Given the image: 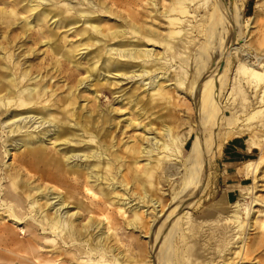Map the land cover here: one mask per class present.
Here are the masks:
<instances>
[{
  "label": "bare ground",
  "instance_id": "bare-ground-1",
  "mask_svg": "<svg viewBox=\"0 0 264 264\" xmlns=\"http://www.w3.org/2000/svg\"><path fill=\"white\" fill-rule=\"evenodd\" d=\"M49 1L51 0H44L45 4ZM122 1L111 0L113 4H121ZM124 1L132 6L141 5V10L154 8L150 9V15L146 12L143 14L146 19L150 18V23L144 19L140 20L143 15L139 16L137 10L126 9L123 19L126 24L120 27L114 22L108 28V35L104 34V48L107 49L104 77L99 79L90 66L91 63L86 65L85 77H81L76 83V80L74 81L75 84L69 87L66 98L60 101L58 108L53 102L54 91L50 85L44 84L49 74L40 70V63L34 64L32 61L41 55L51 54L59 60L64 59L62 62L67 60L79 69L82 63L73 59L75 53L64 50L63 46H59L58 42L42 29L38 28L36 38H31L29 30L34 31L38 24L36 22L32 26L31 22L25 21L26 26L21 34L17 32L18 34L8 42L11 46L5 48L8 55L0 57L8 59L14 68L16 66L11 76L9 70H0V118L9 113L6 119L0 120L1 133L5 135L0 141V147L4 148L3 153L8 157L4 168H0V209L7 212L5 216L8 218L0 222V231L14 230L13 223H27V220L31 219L33 223H27V231L36 233L37 230H42L44 234H52L70 249L71 256L69 254L70 257H67L68 253L65 252L60 264L175 263L173 236L181 222L177 214L184 205L189 207L193 203V200L186 202L185 198L191 194V190L196 189L194 192L197 193V198L194 203L199 201L202 187L206 183L207 169L219 158L222 147L228 140L236 136H247L248 148L256 147V128L248 127L239 114L230 112L229 116H226L219 104V99L227 87V73L233 59L231 46H234L232 49L237 56L240 77L242 75L248 83L262 92L260 102L261 99L264 100V49L255 48L251 39L245 40L248 34L245 36L241 29L243 20L241 9L237 6L238 0ZM210 1L212 4L206 19L203 16L196 19L200 15L197 8L203 9V5ZM28 3L22 5L26 12L32 11L35 6L34 0ZM103 3L102 5L106 2ZM4 8L2 10L7 16L18 15V11L9 9L7 12ZM107 10L114 12L111 8ZM79 12L80 18L84 17L83 22L89 25V28L95 31L99 29L86 17L91 12ZM193 19L196 23L190 25ZM5 20L11 21L8 17ZM194 33L203 35V40L199 41L200 48L198 47L196 52L192 51L195 53H192L190 60V66L193 63L195 70V76H192L187 60L182 63L180 61L178 70L172 68L177 51L174 54L169 51L178 37L191 45L190 43L195 41ZM39 35L41 37H38ZM210 42L213 45L207 46ZM18 44L20 45L17 47ZM155 45L161 47L158 46L159 49L156 50ZM19 49L17 59H23L15 61L14 52ZM186 52L184 50L182 54ZM119 59L124 60L122 63L125 66H118ZM59 60L56 61L55 71L57 65H60ZM73 70L76 71L74 68ZM34 71L36 74L33 76ZM117 77H122L123 80L137 77L136 82L140 81V84L129 93L124 90L115 91L118 85ZM72 78L73 76L70 80ZM189 79H192L190 83ZM108 81L110 85L106 88L115 101L111 103V107L104 110L99 103V96ZM181 86L187 90L189 97L192 96L195 111L200 118L197 117L199 120L191 131L179 136L176 131L179 127L174 124L178 120L175 121L178 107L175 93ZM81 91L84 92L82 95L87 94L91 98L84 97L81 100ZM86 100V104H81ZM90 102L92 103L88 106ZM156 107L159 109L155 110ZM19 108L21 110L16 111ZM22 109H25V112ZM254 114H264V110H257ZM28 123L31 125L27 127ZM32 125L34 126L31 127ZM68 125L76 129V132H82L81 139L73 136L69 138L68 130L64 127ZM122 125L125 127V135L129 129L135 133L131 134V137L125 136L126 139L120 145L122 140L118 141L117 133ZM190 138L191 143L184 153ZM47 145H51L55 149L54 152ZM58 145L66 147L59 148ZM21 151L32 160L33 167L29 171H20V168L25 166H14L15 162L12 163ZM11 159L12 162H9ZM141 163L142 167L139 166ZM257 163L249 161L246 171L253 175ZM140 169L145 176L143 182L136 173ZM160 173H163L162 177L173 188L171 207L170 204L166 207L164 197L154 184V179L159 177ZM24 174L32 176L28 179H33V187H29L30 182L24 180ZM130 184L133 185L131 193ZM120 187H123L121 191ZM252 192L253 189L248 187V193ZM42 199L45 200L44 204ZM113 206L118 210L115 211ZM144 207L152 208L150 219L144 217L148 209ZM240 207L239 201L231 203L227 220L231 221L232 227H235L238 233L243 234L247 222H242L244 213L240 211ZM246 207L248 209V206ZM126 212L131 215L127 226L136 231H143V235L137 236L120 230V218ZM26 213L28 215L24 216ZM183 216L185 215H182V220ZM4 218L1 217L0 220ZM173 218V222H170ZM8 221L12 223H5ZM181 232L176 233L180 242L186 238L183 237L184 232ZM243 239L241 238L240 242H243ZM0 253L2 261H5L8 251L1 243ZM31 263L55 264V261L36 255Z\"/></svg>",
  "mask_w": 264,
  "mask_h": 264
},
{
  "label": "rangeland",
  "instance_id": "rangeland-1",
  "mask_svg": "<svg viewBox=\"0 0 264 264\" xmlns=\"http://www.w3.org/2000/svg\"><path fill=\"white\" fill-rule=\"evenodd\" d=\"M12 1H14V2H12ZM24 1H26V2H24ZM28 1H30V0H19V1L18 0L17 1L16 0H0V10H1V13H0V33L3 32L2 34H0V57H2V55H5V56L8 55V53H6V51H5L6 50L5 48H9L11 46L8 42H10V40L13 36H16L18 33L21 34L22 30L26 26L25 21L31 22L32 26L36 22L38 24L37 25L38 27L35 28L36 30L35 29H34V31H31L33 29L29 30V34L32 35L31 38H33V37L36 38V36H37L36 33H39L38 30L42 29L45 31V33H48L56 42H58L59 46H63L64 50H66V51L71 50L73 53H75L76 56L73 59L80 62V64L82 63L81 64L82 66L79 69L73 67V65L70 62H68L67 60H65L67 63L65 61H63L65 63L62 64L63 63L62 60H64V59L60 58V60H59L55 56L48 54L49 52L47 53L48 55H46V54L41 55L40 54L41 56L35 58L32 61L34 64L40 63V68H41L40 70L45 71V73L49 74V77H47L44 80L46 82V83L44 82V84L50 85L52 90L54 91L55 94H54L53 102H54L56 108H58L61 105L60 101L64 98H66V96L69 92V87H73V85L79 79H81V77H83V78L85 77V75H86L85 66L86 65L91 63L90 66L93 67L95 75L99 79H102L104 77L103 72L106 70V64H107V55H106L107 49L104 48V42H106V36L109 33L108 28L114 22H117L118 26H120V27H121V25L124 26L126 24V21H123V19L126 16L125 10L126 9L137 10L139 13V16L145 14V12L147 14H149L151 12V10H154V8H150L151 9L150 10L148 7H147L148 9H146V10H141L142 6L140 5V2H139L140 6H132L129 3H125L124 0L122 1L121 4L120 3L113 4L111 2V0H103V1L102 0H78V1L77 0H51L47 4H45L46 2H44V0H34V4H35L34 9L32 11L29 10L28 12H26V9H22V7H23L22 5L27 4ZM38 1H40L41 3ZM81 2H83L85 5L82 4ZM103 2L107 5H105ZM102 3L107 7L105 8V6L102 5ZM211 4H212V2L210 1L209 3L203 5V9H202V7L197 8L198 14H200V15H198L196 19H198L201 16H203L204 19H206V15H207V12L209 11V7ZM206 5L208 7H206ZM4 6L6 8H4ZM237 6H239V8L241 9V12H242V20L243 21L241 23V29H242L243 33L245 34V36L248 34V36L245 38V40L251 39L253 41L252 44L254 43L253 45L256 46L255 48L264 49V26H262V25H264V0H238ZM98 7L102 12L100 10H98ZM3 8L6 9L5 11H7V12L9 11V9L16 10V11H18V15L16 17H14V15L7 16L2 10ZM107 8H111V10L112 11L114 10L115 13L114 12L110 13L107 10ZM105 10L107 13L105 12ZM79 11L91 12L86 17H88L90 20H92L99 27V29L97 31H95L91 27L89 28V25H87L83 22L84 17L80 18V16H79L80 12ZM22 12H23V14H22ZM100 12L102 14H100ZM42 14L44 16H42ZM152 14H151V16H152ZM112 15H113V17H112ZM122 15H123V17H122ZM7 17L10 18L11 21L8 22L7 20H5ZM26 17H28V18H26ZM139 19L140 20L144 19V21H146L147 23L148 22L150 23V18L146 19L144 17V15H143V18H139ZM162 20H165V19H162ZM5 21H7V22L5 23ZM199 22L202 23V21H199ZM195 23L196 22L194 20L193 22L190 23V25H193ZM160 24H162V23H160ZM194 34H192V35L194 36ZM200 35L201 34L196 35V37H193V40H195L197 42H199V41L202 42L203 35H201V36ZM28 37L30 38L29 35H28ZM38 37H41V35H39ZM3 39H5V40H3ZM200 39H202V40H200ZM195 41H193L192 43H190L191 45H189V44H186L183 41V39L180 37H178L174 40V47L171 49V51H169V53L171 52V54H174L177 51L176 52L177 58L173 59L174 61H173L172 68H175L176 70H178L181 63L183 61L187 60V62H189L188 67H189V69L192 70L191 74H192V76H195L194 64L192 63L190 66V60L192 58L191 57L192 53H193V55H195L194 52H196L200 48L199 45L201 44V42L196 43ZM176 42H179V43H176ZM181 42H182V44H181ZM6 43H7V45H6ZM97 43H98V45H97ZM80 44H83V45H80ZM177 44L180 45L181 47L178 46ZM19 45L20 44H18L17 47ZM192 45L194 46V48L196 50L193 48ZM208 45L212 46L213 43L210 42L209 44H207V46ZM259 45H260V47H259ZM158 46L161 47V45H155L156 50L159 49ZM183 46H185L186 48H183ZM233 47L234 46L230 47V53H231V56L233 57V59L231 62L229 73H227V87L225 88V92H223L221 99H219V104L221 106V110L224 111V114L226 116H229L230 112L231 113L234 112V114L235 113L239 114L241 116V119H244L243 122H247L246 124L248 127L256 128V130L258 132V137H257V139L254 140L255 141L254 143H256L255 144L256 147L253 148V149H255L256 154L253 156L254 159L251 160V161L258 162L257 166H256V170H255V173H253V175L249 174L247 171V173L249 175H251V179L248 181V185L243 188V192L241 193L239 199L236 200V201L240 202V206H241L240 211L242 213H244L242 216L243 217L242 222H243V224L246 222L247 223H246V226H244L245 227L244 233L240 234L235 230L236 229L235 227H232L233 224L230 223L231 221L229 222L227 220L229 218L228 213L231 209L230 204L235 202V201L227 202L225 199V190H224V187L222 185V176H221V170H220L219 158H218L207 169L208 170L207 171V177L208 176L209 177L205 178L206 183L202 187V189H203L201 191L202 195L199 193L200 194L199 195V197H200L199 201L194 203L196 198H197L196 197L197 193L194 192L196 189L191 190L190 191L191 194L188 197H186L187 199L185 198V200H187L186 202L193 200V203L190 204L189 207H186V205H184L180 209V211L178 213L179 215L177 214V216L180 218V221L182 223L180 222L177 225L176 231L178 230V232L175 231V234L173 236L174 239L172 238L174 240L173 252H175V253L172 252L174 254V255L173 254L172 255L175 256L174 257L175 263H173V264H264V130H262V129H264V126H262V125H264V114H258V115L254 114V112L257 110H264V106H262V105H264V100L261 99V102H260L262 92H259V90L254 88L252 84L248 83L246 81V79L243 78L242 75H241L242 78L240 77L241 73H239V71H238L239 65L237 64L238 63L237 56L235 54V51L232 49ZM1 49H2V51H1ZM88 49H90V50H88ZM183 49L185 50V52L187 50V52L184 53L186 55L182 54V52L184 51ZM3 50H4V52H3ZM192 51H194V52H192ZM19 52H20V49L16 50L14 52V54L16 55L15 61L16 60L21 61L23 59V57H19V59H17L18 58L17 56H19L17 53H19ZM180 54H181V56H180ZM94 58L96 59V61ZM57 59L60 62V65H57V71L59 70V72L55 71V68H54L56 65V61H58ZM0 60H1L0 70H2V71H6V69H7V71L9 70L8 73L11 76L12 72L15 71L16 66L14 68V66H12V63H10L8 61V59H4V58L1 59L0 58ZM123 61H122V59L121 60L119 59L117 61L119 67L125 66L122 63ZM180 61H181V63H180ZM52 63L54 64V66ZM184 64H186V63H184ZM68 65H69V67H68ZM111 66H114V65H111ZM73 68L76 71H74ZM52 69L54 70V73H53ZM64 72H66V73L64 74ZM59 73H60V75H59ZM35 74H36V71L33 72V76ZM177 74H178V72H177ZM55 76L57 78H55ZM71 76H73V78L70 80ZM51 77H52V79H50ZM67 77H68V79H67ZM134 79H131V80L136 82L137 77H135ZM52 80H54V81H52ZM131 80H123L122 77H117L116 82H118L117 83L118 85H117V89L115 91L124 90V91H127L129 93L132 90V88H134V87L138 86V84H140L139 83L140 81L134 83ZM191 80L192 79H189L188 82ZM70 81H72V83H69ZM74 81H75V83H74ZM29 83L33 84L34 82H29ZM70 84H72V85H70ZM109 85H110V81H108L105 84V87L101 90L102 92L100 93V96H99V103L101 105V108L104 110L108 107H111V103L113 101H115L112 98V94L110 93V91L107 90ZM63 86H65V87H63ZM128 87H129V89H128ZM61 88H63V89H61ZM179 89L180 90L175 93V96L177 97L176 101L178 102V107H176V109H177L175 112L176 118L175 117L174 118H175V121L177 119L178 120L174 124H175V126L179 127L176 131H177L178 135L180 136V135L186 134L189 131H191L193 125L196 124V122L199 120L200 117L198 116V114L195 111L194 103L192 102L193 101L192 96L189 97L190 95L188 94L187 90L185 91L184 86L183 87L181 86ZM190 92L192 93V90H190ZM82 93H84V92L81 91V93L79 94L80 97H81ZM89 96L90 95H87V94L84 96V94H83L81 97V100L84 97H87L88 99H90L91 96L90 97ZM200 98H202V96ZM191 102L193 103L192 106H191V104H192ZM86 103H87V100L82 102L81 104H86ZM91 103L92 102L88 103V106H90ZM195 103H197V101ZM158 109H159V107L155 108V110H158ZM18 110H21V109L19 108L16 111H18ZM22 111L25 112V109H22ZM8 115H9V113H5L4 116L2 118H0V120L6 119V117ZM197 117H199V118H197ZM31 122H33V121H31ZM30 125H31V123H28L26 126L28 127ZM33 126L34 125H32L31 127H33ZM64 127H66L68 130L69 138L71 136H73L76 139H81V134H82L81 131L77 130V132H76L75 131L76 129L71 128L69 125L64 126ZM124 128H125L124 125H122L121 128L118 129L119 131L117 133L118 141L122 140V142H120V145H121V143L123 144V141L126 139V137H131L135 133L129 129L127 131V134L125 135L123 133ZM1 130H2V128L0 126V137H1L0 141L5 136L4 133H1ZM128 135H130V136H128ZM193 137H194V135L192 134L191 138H193ZM243 137L247 138V136H243ZM191 138L187 141V143L185 145L184 153H186V151H187V149L191 143V140H192ZM47 146L49 147V149H51L54 152L55 149L52 148L51 145H47ZM58 147L64 148L66 146L65 145H60V146L58 145ZM58 147H56V149ZM52 151H50V152H52ZM0 152H1L0 153L1 154L0 168H4V166H5L4 163L8 160V157L7 158L5 157V155L3 153L4 152L3 147H0ZM9 162H12V159L9 160ZM14 162H15V164H13L14 166H17L16 164L21 165V166H23V165L25 166V168H20V171H21V169L22 170L26 169L29 171V169H31L33 167L32 160L30 159V157L26 153H22V151L17 154V157L15 158V160L12 163H14ZM142 163L139 166L143 165ZM246 166L247 165H245V167ZM141 170L142 169H140L136 173H138L140 175L142 182H143L145 180V178H144L145 176L143 175V171H141ZM25 173H27V172H25ZM24 175H25V176H23V177H25L24 180L27 181L28 183L30 182L29 187H33L35 184L32 181L33 179L32 178L28 179L29 177H32V176L26 175V174H24ZM162 176H163V173H160V176L157 177L156 179H154L155 180L154 184L157 187V189L159 190L158 192L164 197V202H165V205L167 207L171 202V197H173L172 196L173 195L172 194L173 188L170 185V183H168L166 181V179H164ZM131 185L132 184L129 185L130 186V193L133 190V185L132 186ZM148 187H151V186H148ZM248 187L253 189L252 194L248 193ZM122 188L120 187V191ZM33 192H35V191H33ZM132 199H133V197H132ZM44 201L45 200L42 199V201H41L42 204H44ZM87 201L89 203V199ZM133 203H135V201ZM171 205L172 204H170L169 207H171ZM116 206H118V204H116ZM246 206H248V209ZM112 208L113 209L116 208L115 211L118 210L117 207L113 206ZM144 208L147 209L148 207H144ZM145 209H142V210H145ZM138 211H139V209L137 210V212ZM151 212H152V208L150 207L147 209V212L144 213V217L150 219L151 217L149 215H151ZM129 213L130 212H126L125 214H123V216H121V218H120V224H121L120 230L124 231L128 234H137V236L143 235V233H144L143 231H141V232L139 230L136 231L135 229L127 226L128 220L131 219V215ZM6 214H7V212L5 210L0 209V218L5 217L4 219H1L0 222H3V220L8 219L5 216ZM27 215L28 214L26 213V215H24V216H27ZM118 215H120V214H118ZM182 215H185V217L186 216L187 217L185 218L183 216V220H182L181 219ZM188 217H189V219H188ZM174 219L175 218L171 219L170 222H173ZM5 223H12V221H8ZM27 223L31 224L33 222L31 221V219H29V220H27ZM27 223H18V224L13 223L14 230L7 229V230L0 231V243L8 251L7 256H6L7 259L6 260L4 259L5 261H2V253H0V262H1L0 264H32L31 262L36 255L40 256L42 259L50 258V259L55 261V264H60V261L63 258L65 252L68 253L66 256L67 257L69 256V254H70L69 250L70 249H68V247H65L62 244L60 238L53 237V235L49 234V233L44 234V233H42V230H37L36 233H30L29 231H27V228H26ZM187 223H188V225H187ZM182 227H184L183 230H185V231L182 230ZM0 230H1V227H0ZM180 230L182 232H184L185 234L187 233L189 235L188 236V235H185L183 233V237H186V238H185V241L183 240L182 242L179 241L178 234L176 235V233L181 232ZM120 236H122V234H120ZM46 238H47V240H46ZM154 238H152L151 241H153ZM187 238H188V240H187ZM241 238L242 239L244 238L243 242H240ZM48 239H49V242H48ZM141 240H143V238ZM45 241H46V243H45ZM240 247L242 250H240ZM241 251H243V252H241ZM240 254L241 255L243 254V255L241 256ZM70 256H71V254H70ZM82 256H84V255L82 254ZM55 257H57V258H55Z\"/></svg>",
  "mask_w": 264,
  "mask_h": 264
},
{
  "label": "crops",
  "instance_id": "crops-1",
  "mask_svg": "<svg viewBox=\"0 0 264 264\" xmlns=\"http://www.w3.org/2000/svg\"><path fill=\"white\" fill-rule=\"evenodd\" d=\"M253 148H248L246 138L243 136L233 137L222 147L219 166L227 202L238 200L243 188L251 179L245 165L254 159L256 153Z\"/></svg>",
  "mask_w": 264,
  "mask_h": 264
}]
</instances>
